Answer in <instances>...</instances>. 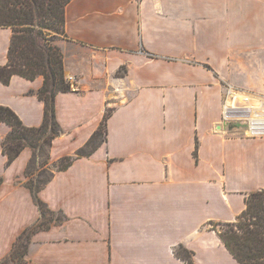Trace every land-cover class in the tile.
Masks as SVG:
<instances>
[{
  "label": "crops",
  "instance_id": "0c3cea01",
  "mask_svg": "<svg viewBox=\"0 0 264 264\" xmlns=\"http://www.w3.org/2000/svg\"><path fill=\"white\" fill-rule=\"evenodd\" d=\"M64 17L56 44L75 87L56 95L50 162L112 112L106 140L38 192L63 220L32 234L26 264H185L180 246L193 264H239L211 223L235 221L264 189V138L223 123L221 105L226 86L264 85V0H70ZM10 38L0 27V66ZM42 81L0 82V105L27 127L42 122ZM9 131L0 123V141ZM31 157L6 166L0 147V261L39 218L23 184Z\"/></svg>",
  "mask_w": 264,
  "mask_h": 264
},
{
  "label": "trees",
  "instance_id": "16d2710c",
  "mask_svg": "<svg viewBox=\"0 0 264 264\" xmlns=\"http://www.w3.org/2000/svg\"><path fill=\"white\" fill-rule=\"evenodd\" d=\"M70 0H0V27L11 30L6 64L0 66V82L8 84L13 75L28 80L41 76L43 81L35 92L44 104L43 118L39 126L27 127L9 107L0 105V123L10 126L8 135L0 141L6 166L10 165L24 148L32 150V157L25 170L27 187L39 210L38 221L27 227L14 241L8 255L0 264H26L28 245L33 233L47 229L52 223H60V212L50 210L39 198L38 192L51 179L55 171L65 170L75 158L89 156L106 140L107 119L112 109L105 110L98 127L84 146L74 155L50 162L49 149L55 137L63 130L56 119L55 98L60 92L72 90L64 73L63 55L56 40L66 38L64 10ZM121 66L116 76H121ZM197 151L195 145L194 154ZM57 163V164H56ZM52 164L48 173L39 171ZM34 171L39 176H34ZM2 177H0V184ZM224 225L225 230L217 227ZM224 245L239 264H264V189L248 194L244 210L236 220L228 223H211ZM176 255L185 264H193L192 252L182 246Z\"/></svg>",
  "mask_w": 264,
  "mask_h": 264
},
{
  "label": "built area",
  "instance_id": "2783aa9c",
  "mask_svg": "<svg viewBox=\"0 0 264 264\" xmlns=\"http://www.w3.org/2000/svg\"><path fill=\"white\" fill-rule=\"evenodd\" d=\"M74 88V79L66 78ZM221 121L243 127L248 138H264V93L226 86L224 88Z\"/></svg>",
  "mask_w": 264,
  "mask_h": 264
},
{
  "label": "rangeland",
  "instance_id": "374dc122",
  "mask_svg": "<svg viewBox=\"0 0 264 264\" xmlns=\"http://www.w3.org/2000/svg\"><path fill=\"white\" fill-rule=\"evenodd\" d=\"M254 91H257V92H260V93H264V85H263V87L261 89L254 90ZM50 169H55V166H53L52 164H50V165H48V167H46L44 169H41L40 170V168H38L39 171H45L46 173H48ZM34 176L37 178L39 176V172L38 171H34ZM217 228L220 229V230H225L226 229V226L221 225V226H218Z\"/></svg>",
  "mask_w": 264,
  "mask_h": 264
}]
</instances>
